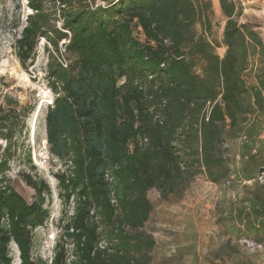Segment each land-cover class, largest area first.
<instances>
[{"label":"trees","instance_id":"1","mask_svg":"<svg viewBox=\"0 0 264 264\" xmlns=\"http://www.w3.org/2000/svg\"><path fill=\"white\" fill-rule=\"evenodd\" d=\"M218 1L219 40L209 38L208 0H27L32 13L14 42L22 67L34 61L39 38L57 53L68 38L66 66L49 54L54 97L44 120L48 151L64 166L55 174L58 196L72 203L63 224L75 248L69 264H149L153 242L137 232L152 209L147 192L168 199L198 174L234 189L254 180L222 200L217 220L225 234L264 244V182L255 181L264 172V41L237 21L242 8L234 0ZM56 11L59 28L50 23ZM7 102V110L0 104V138L8 142L0 180L30 109ZM1 183L0 264H12L11 242L19 264H35L31 231L48 217L50 187L28 180L36 199L27 203ZM59 257L51 264H64ZM237 264L255 262L242 253Z\"/></svg>","mask_w":264,"mask_h":264},{"label":"rangeland","instance_id":"2","mask_svg":"<svg viewBox=\"0 0 264 264\" xmlns=\"http://www.w3.org/2000/svg\"><path fill=\"white\" fill-rule=\"evenodd\" d=\"M208 1L211 3L209 38L219 40L225 17L218 0ZM234 1L242 8L237 21L255 30L264 41V0ZM97 2L104 4L102 0ZM31 13L27 0H0V104L7 110V101L13 98L19 106L30 108L22 121L23 127L18 125L13 135L7 152V169L0 181L1 185H9L14 189L27 203L36 199V192L29 186L28 180L37 183L44 180L49 185L50 194L45 196L43 204L48 217L42 225L31 231V260L35 264H51L55 252H58V263L69 264L75 260V248L72 239L66 236L63 224L73 213L72 203L64 206L58 196L55 174L61 172L64 166L49 153L46 142L44 118L52 101L43 103L40 110L38 107L43 91L50 93L51 100L54 97L46 78L49 54L57 62L63 60L62 62L69 63L71 57L64 51L68 38L58 42V53L48 41L39 38L34 61L29 60L26 67H22L16 56L14 42ZM50 23H55L58 28L61 26L58 11ZM196 28L200 30L199 25ZM216 52L221 56L224 48H216ZM22 73L26 78L19 75ZM9 116L14 119L13 114L10 113ZM32 122L34 131L31 128ZM7 144L5 139L0 138V154ZM226 145L223 143L222 147ZM44 147L45 159H41L40 152ZM255 181L259 184L264 182L263 171L256 174ZM253 182L254 180L239 183L234 189L229 186V181L216 184L198 174L168 199L162 198L157 190L150 189L147 198L152 209L148 220L137 229L141 237L153 242L148 251L149 264H237L242 253L251 257L255 264H264V244L225 234L221 222L217 220L218 206L222 200H234L237 194L241 196L242 185L252 186ZM101 229L102 226L99 231ZM125 229L129 230L128 227ZM227 241L230 242V247L226 245ZM56 244L59 245L58 249ZM8 256L12 264H19V251L14 242L8 245Z\"/></svg>","mask_w":264,"mask_h":264},{"label":"bare ground","instance_id":"3","mask_svg":"<svg viewBox=\"0 0 264 264\" xmlns=\"http://www.w3.org/2000/svg\"><path fill=\"white\" fill-rule=\"evenodd\" d=\"M21 72V71H20ZM20 76H22L23 78H26V76L24 75V73L22 74H19ZM27 80V79H26ZM51 100V96H50V93L47 92V91H43L42 92V99H41V102L39 104V107H38V110H40V108L42 107L43 103H49ZM31 128H33V131H34V123L32 122L31 124ZM44 150H45V147L41 149V152H40V156H41V159L44 158Z\"/></svg>","mask_w":264,"mask_h":264},{"label":"built area","instance_id":"4","mask_svg":"<svg viewBox=\"0 0 264 264\" xmlns=\"http://www.w3.org/2000/svg\"><path fill=\"white\" fill-rule=\"evenodd\" d=\"M24 21H25V20H24ZM62 61H63V60H61L60 63H61L63 66H66V64H67L66 61H65V62H62ZM111 202L113 203V201H111ZM103 245H104V241L102 240V241L99 242V246H100V247H103Z\"/></svg>","mask_w":264,"mask_h":264}]
</instances>
